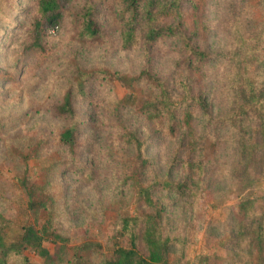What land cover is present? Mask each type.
<instances>
[{
  "label": "clouds",
  "instance_id": "obj_1",
  "mask_svg": "<svg viewBox=\"0 0 264 264\" xmlns=\"http://www.w3.org/2000/svg\"><path fill=\"white\" fill-rule=\"evenodd\" d=\"M129 260L264 264V0H0V264Z\"/></svg>",
  "mask_w": 264,
  "mask_h": 264
},
{
  "label": "trees",
  "instance_id": "obj_2",
  "mask_svg": "<svg viewBox=\"0 0 264 264\" xmlns=\"http://www.w3.org/2000/svg\"><path fill=\"white\" fill-rule=\"evenodd\" d=\"M136 2H137V0H131L132 7H135ZM163 254H164L165 256L167 255V249H165V250L163 251ZM151 259H152L153 261H155V260L158 259V256H157L156 254H153L152 257H151ZM128 264H133V262H132L131 260H129V261H128ZM141 264H143V262H141Z\"/></svg>",
  "mask_w": 264,
  "mask_h": 264
}]
</instances>
